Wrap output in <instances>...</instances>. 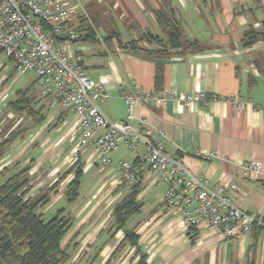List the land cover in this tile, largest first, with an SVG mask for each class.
<instances>
[{"label":"crops","instance_id":"0c3cea01","mask_svg":"<svg viewBox=\"0 0 264 264\" xmlns=\"http://www.w3.org/2000/svg\"><path fill=\"white\" fill-rule=\"evenodd\" d=\"M61 2L74 9L72 23L76 27L86 19L95 29L93 39L65 40L64 45L82 57L81 64L91 77L105 84L110 98L100 100L98 105L111 121L127 120L130 111L123 93L134 92L137 87L156 92L165 87L183 93L205 91L225 97L240 94L263 105L254 108L249 104L245 110L238 111L226 100L192 103L187 107L170 101L161 107L138 103L132 113L136 126H142L143 118L148 119L151 128L162 131L158 139L165 143L167 151L182 158L194 173L202 174L210 184L236 183L237 188L230 191L233 203L264 222V175L247 178L240 167L241 163L250 160L264 165V39L252 45L243 42L244 33L250 26L264 30V0ZM160 9L178 20L185 38L198 40L206 49L171 48L170 56L150 57L120 45L118 35L124 43L139 39L146 31L166 38L167 31L156 14ZM119 24L130 33L129 37L123 36ZM158 64H163L164 70L159 87L155 81ZM21 91L26 92L34 110L44 118L51 107L58 105L41 92L36 76ZM5 93L0 94V101L8 100V93ZM30 94H40V100L32 103ZM63 109L59 115H52L49 121L53 122L47 127L34 131L35 122L28 127L20 138L22 149L16 157L23 159L27 152L40 149L38 157L24 162L25 166L31 167L28 196L45 192L76 162L82 165L77 199L69 201L73 207L57 209L65 208L73 217V225L66 236L71 244L69 264H139L143 254L147 264H264V228L259 223L236 238L223 237L206 221L193 229L182 227L180 213L167 209L164 204L166 184L153 176L146 166L145 146L132 150L121 145L113 152L112 162L107 166L100 164L93 147L82 150L74 158V144L67 147V142L73 140L71 133L77 118L66 129L68 109ZM206 153L213 155L205 158ZM6 154L0 159V170L13 164ZM123 159L133 161L140 170L137 200L141 208L127 221V226L140 235L139 250L125 244L113 255L125 237L124 230L115 231L113 211L132 193L134 186L122 181L119 162ZM24 163L22 161L21 168ZM74 176L71 172L61 181L40 213H48L64 198L69 200L68 184ZM98 184L101 187L92 197L97 199L96 202L86 195L80 199L84 185L95 187ZM105 187H110L109 191L113 189L110 209L108 204L101 207L102 201L109 196L108 191L103 192ZM35 189L37 191L33 192Z\"/></svg>","mask_w":264,"mask_h":264},{"label":"built area","instance_id":"2783aa9c","mask_svg":"<svg viewBox=\"0 0 264 264\" xmlns=\"http://www.w3.org/2000/svg\"><path fill=\"white\" fill-rule=\"evenodd\" d=\"M74 9L61 0H0V53L14 63L18 74L33 71L41 92L50 96L62 108L76 115L72 130V156L93 147L98 161L110 165L112 154L121 145L135 150L146 147V166L160 182L166 184L165 206L177 210L182 227L191 229L207 222L225 238L241 237L252 230L255 223L264 228V222L254 214L237 207L230 191L237 188L232 181L210 184L202 174L194 173L182 158L167 151L161 132L150 127L146 118L142 126L133 122L132 108L135 104L153 103L157 107L175 101L182 106L192 103L208 104L213 100L231 102L238 111L249 104L254 108L263 105L243 96L210 95L205 91L183 93L165 87L160 92L137 87L134 92L123 93L129 109L127 120L111 121L100 110L98 102L108 100L105 84L91 77L81 64L82 57L70 52L64 41H75L81 32L72 23ZM198 153V152H197ZM213 153H206L210 158ZM122 180L135 185L140 170L127 159L119 162ZM243 175L257 178L264 175V165L250 160L240 164Z\"/></svg>","mask_w":264,"mask_h":264},{"label":"trees","instance_id":"16d2710c","mask_svg":"<svg viewBox=\"0 0 264 264\" xmlns=\"http://www.w3.org/2000/svg\"><path fill=\"white\" fill-rule=\"evenodd\" d=\"M156 14L160 25L167 31L166 38L146 31L139 39L124 43L118 35L120 45L150 57L170 56L172 55L171 48L200 51L206 49V46L198 40L184 37L182 27L176 18L169 17L161 9L156 10ZM80 25L77 29L81 32V37L75 41L93 39L95 29L92 24L83 19ZM259 39H264V30L259 31L254 26H250L244 33L243 42L245 45H252ZM144 40L154 42L156 46L153 48L140 46L139 43ZM163 71V64H158L155 75L158 87L163 82ZM10 105L14 110L26 112L28 116L35 119V123L44 119V115L34 110L30 98L24 91L19 90L17 99L11 101ZM27 129L11 130L8 135L0 133V159ZM17 167L18 162H15L0 170V264H66L70 259V254L67 247L63 246V242L73 225V217L68 212L66 213L65 208H60L46 220L38 210L49 203L51 193L71 172H74L75 176L68 184L67 196L69 201L77 198L83 176L82 165L76 162L49 189L38 196H28L31 187V167L29 165L19 169ZM140 185L139 179L133 186L132 193L114 208L115 231L124 230L125 237L113 255L122 250L125 244L135 246L139 250L140 235L127 226V221L141 208V203L137 200ZM139 264H147L145 254L141 256Z\"/></svg>","mask_w":264,"mask_h":264},{"label":"rangeland","instance_id":"374dc122","mask_svg":"<svg viewBox=\"0 0 264 264\" xmlns=\"http://www.w3.org/2000/svg\"><path fill=\"white\" fill-rule=\"evenodd\" d=\"M128 25H130V24H127V26ZM133 25L135 26V24H133ZM119 28L122 31V34L124 37L130 36V33L124 29V26L122 24H119ZM139 45L142 47L153 48L156 46V43H154V42L152 43V42H148V41L144 40V41L140 42ZM35 76H36V74L33 71H29L25 74H18L14 69V63L12 62V60H10L6 55L0 53V94L4 93V95H6L5 92L8 93V95H7L8 100L0 101V133L1 134L5 133V135H8L11 132V130H13V131L25 130V128L30 127L35 122V119L30 118V116H28V114L26 112H20V111L14 110L10 107L11 106L10 103H8L11 100L17 99L18 91L21 89L25 90V88H27L32 83V80L34 79ZM30 96L32 98V103H35L36 99H39V97L41 95L38 94L37 96H35V95L33 96V94H30ZM63 110L64 109L60 105H56L55 107H51L50 112L47 114V116L44 119H42L41 121L34 124V126H33V129H35L34 131L41 130L42 127H47L51 122H53V121H49V120H51L52 115L53 116L59 115ZM75 118H76L75 114L72 111L68 110V116L66 118L67 124L65 125L66 129H68L72 125ZM73 141L74 140L70 139L67 142V147L70 143H71L70 145L73 146V144H75ZM21 143H22V141L20 139L16 140L11 145V147L9 148V150L7 151V154H6L10 157V160H12L13 163L18 162L17 169L21 168L22 161L24 163L26 161V159H28V158L30 159L32 157H38L39 151H40V149H38V150L34 149V151L31 150V152L29 151L24 155L23 159H21L22 157H19V156L16 157V155L22 149ZM25 156H27V157H25ZM24 166H25V163H24ZM60 177H61V175H59L58 179ZM32 179H34V178H32ZM35 183H37V180L35 181ZM98 187H101V185L99 186V184H98L95 187L94 186L87 187L86 185H84L82 187L83 192L80 195V199L86 195L89 197V199L92 202H96L97 199L92 198V197L97 192ZM109 189H110V187H107V188L105 187L103 192L106 193L108 191L109 196H110L113 194L112 193L113 189L110 191H109ZM35 191H37V190L35 189L33 192H35ZM38 195L39 194H37L36 196H38ZM102 195H103V193L99 196V198H101ZM109 196L107 198L105 197L104 201H102L101 207H106L107 204H108V209H110L112 207V205H113V204H111L112 197L111 196L109 197ZM70 202H73V201H70ZM70 204L71 203H69V200H67V198H64V200L57 202L54 205V207L48 213L43 215V217L46 220L51 218V216H53L55 214L57 209L59 207H62V206H65L67 209H71L73 206H71ZM43 208L44 207L39 208V210H38L39 213L41 211H43ZM63 246L67 247L68 250H71V244L68 243V239H66L63 242ZM126 254H127V252H126ZM66 264H69V262H67ZM76 264H81V263H76Z\"/></svg>","mask_w":264,"mask_h":264}]
</instances>
